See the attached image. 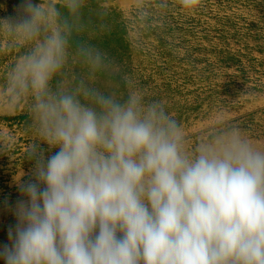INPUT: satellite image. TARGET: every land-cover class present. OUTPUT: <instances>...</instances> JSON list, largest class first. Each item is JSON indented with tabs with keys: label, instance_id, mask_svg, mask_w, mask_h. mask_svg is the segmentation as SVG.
Listing matches in <instances>:
<instances>
[{
	"label": "clouds",
	"instance_id": "1",
	"mask_svg": "<svg viewBox=\"0 0 264 264\" xmlns=\"http://www.w3.org/2000/svg\"><path fill=\"white\" fill-rule=\"evenodd\" d=\"M177 4L192 14L202 0ZM44 15L20 0L9 19L33 37ZM66 43L53 33L12 70L8 104L31 95L38 139L4 264H264V148L232 128L190 150L177 119L137 92H50Z\"/></svg>",
	"mask_w": 264,
	"mask_h": 264
},
{
	"label": "rangeland",
	"instance_id": "2",
	"mask_svg": "<svg viewBox=\"0 0 264 264\" xmlns=\"http://www.w3.org/2000/svg\"><path fill=\"white\" fill-rule=\"evenodd\" d=\"M35 2L45 15L30 37L9 19L20 0H0V247L16 223L18 185L32 178L24 153L38 139L31 95L8 104L12 70L53 33L67 43L50 92H137L177 119L190 150L232 128L264 148V0H202L192 14L177 0H80L72 12L69 0Z\"/></svg>",
	"mask_w": 264,
	"mask_h": 264
}]
</instances>
